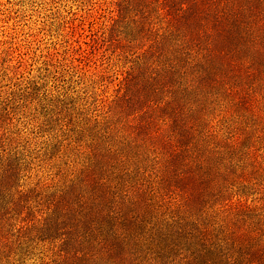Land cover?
Masks as SVG:
<instances>
[{
	"label": "trees",
	"instance_id": "16d2710c",
	"mask_svg": "<svg viewBox=\"0 0 264 264\" xmlns=\"http://www.w3.org/2000/svg\"><path fill=\"white\" fill-rule=\"evenodd\" d=\"M109 5L114 93L48 181L0 102V264H264V0Z\"/></svg>",
	"mask_w": 264,
	"mask_h": 264
},
{
	"label": "rangeland",
	"instance_id": "374dc122",
	"mask_svg": "<svg viewBox=\"0 0 264 264\" xmlns=\"http://www.w3.org/2000/svg\"><path fill=\"white\" fill-rule=\"evenodd\" d=\"M109 1L0 0L7 133L41 180L89 142L100 101L114 93L120 74L104 33Z\"/></svg>",
	"mask_w": 264,
	"mask_h": 264
}]
</instances>
